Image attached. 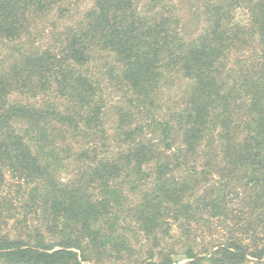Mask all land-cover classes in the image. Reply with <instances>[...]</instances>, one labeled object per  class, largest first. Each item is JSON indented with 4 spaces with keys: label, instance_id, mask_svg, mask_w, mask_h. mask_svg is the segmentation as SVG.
I'll use <instances>...</instances> for the list:
<instances>
[{
    "label": "trees",
    "instance_id": "obj_1",
    "mask_svg": "<svg viewBox=\"0 0 264 264\" xmlns=\"http://www.w3.org/2000/svg\"><path fill=\"white\" fill-rule=\"evenodd\" d=\"M0 264H264V0H0Z\"/></svg>",
    "mask_w": 264,
    "mask_h": 264
}]
</instances>
